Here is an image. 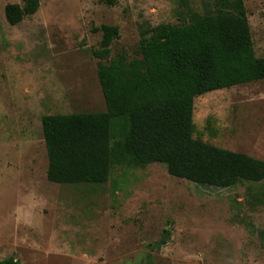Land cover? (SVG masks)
Segmentation results:
<instances>
[{"label": "rangeland", "instance_id": "obj_1", "mask_svg": "<svg viewBox=\"0 0 264 264\" xmlns=\"http://www.w3.org/2000/svg\"><path fill=\"white\" fill-rule=\"evenodd\" d=\"M0 0V259L21 264H264V180L234 187L170 175L161 163L115 165L101 185L47 178L42 117L106 111L99 67L141 58L144 36L183 21L180 0H40L17 25ZM213 0H189L202 12ZM264 56V0H244ZM120 37L93 54L102 25ZM194 138L264 160V79L195 98ZM165 230L167 244L158 248Z\"/></svg>", "mask_w": 264, "mask_h": 264}, {"label": "trees", "instance_id": "obj_2", "mask_svg": "<svg viewBox=\"0 0 264 264\" xmlns=\"http://www.w3.org/2000/svg\"><path fill=\"white\" fill-rule=\"evenodd\" d=\"M180 6L183 21L144 36L141 58L118 53L100 65L106 111L42 117L50 182L101 185L115 165L128 163H161L170 175L217 187L264 180V160L193 136L196 97L264 79V56L255 53L244 0H213L202 12L189 0ZM39 7L40 0L9 3L5 16L17 25ZM96 31L102 39L93 54L108 59L119 27L104 24ZM169 238L165 230L156 247ZM0 264L21 262L9 256Z\"/></svg>", "mask_w": 264, "mask_h": 264}]
</instances>
